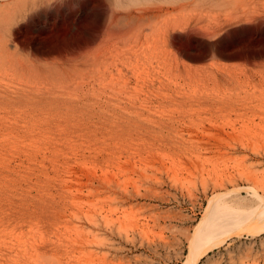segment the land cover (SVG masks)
<instances>
[{"label":"rangeland","instance_id":"1","mask_svg":"<svg viewBox=\"0 0 264 264\" xmlns=\"http://www.w3.org/2000/svg\"><path fill=\"white\" fill-rule=\"evenodd\" d=\"M263 145L264 0H0V264H181L213 194L260 209ZM248 228L196 264H264Z\"/></svg>","mask_w":264,"mask_h":264},{"label":"bare ground","instance_id":"2","mask_svg":"<svg viewBox=\"0 0 264 264\" xmlns=\"http://www.w3.org/2000/svg\"><path fill=\"white\" fill-rule=\"evenodd\" d=\"M194 1V0H193ZM10 3H12L11 1L9 2V3H3V4H1V6H3V8L4 9H6L7 7H9V5H11ZM103 3V2H102ZM2 8V7H1ZM103 11V10H102ZM136 11H137V9H136ZM149 14H151V13H149ZM157 14V13H156ZM158 15H159V13H158ZM102 16V15H101ZM149 16V15H148ZM107 17V16H106ZM119 17V16H118ZM145 17V16H144ZM123 18V17H122ZM148 18V17H147ZM117 19V18H116ZM149 19H150V16H149ZM66 20V19H65ZM122 20V19H121ZM130 20V19H129ZM151 20V19H150ZM114 21V20H113ZM112 21V22H113ZM117 21V20H116ZM63 22V21H62ZM73 22V21H72ZM107 22V21H106ZM111 22V23H112ZM140 22V21H139ZM120 23V22H119ZM132 23V22H131ZM142 23V22H141ZM149 23V22H148ZM113 24H115V23H112V25ZM124 24V23H123ZM128 24V23H127ZM60 25V24H59ZM119 25H121V24H119ZM103 26V25H102ZM109 27V26H108ZM117 28V27H116ZM119 28H121V27H119ZM123 28V27H122ZM146 28V27H145ZM98 29V28H97ZM102 29V28H101ZM55 30V29H54ZM64 30V29H63ZM116 30V29H115ZM119 30V29H118ZM109 31V30H108ZM113 31V30H112ZM111 32V31H110ZM115 32H119V31H115ZM114 32V33H115ZM208 32V31H207ZM93 36H95V35H93ZM125 36V35H124ZM52 39V38H51ZM97 39V38H96ZM89 41V40H88ZM206 44V43H205ZM53 45V44H52ZM210 45V44H209ZM49 46V45H48ZM108 46V45H107ZM156 52V51H155ZM108 53V52H107ZM154 53V52H153ZM214 53V52H213ZM211 54V53H210ZM215 54V53H214ZM261 54V53H260ZM261 56V55H260ZM176 57V56H175ZM214 58V57H213ZM237 58V57H236ZM246 60V59H245ZM114 62V61H113ZM142 69V68H141ZM84 82V81H83ZM147 87V86H146ZM150 88V87H149ZM79 93V92H78ZM126 108V107H125ZM146 115H147V113H146ZM35 117H37V116H35ZM132 120V119H131ZM130 120V121H131ZM103 122V121H102ZM103 125V124H102ZM189 129V128H188ZM184 131V130H183ZM2 132V131H1ZM80 134V133H79ZM195 134V133H194ZM193 134V135H194ZM198 134V133H197ZM10 135V134H9ZM235 135V134H234ZM211 136V135H210ZM215 136V135H214ZM217 136V135H216ZM195 137V136H194ZM220 137V136H219ZM218 137V138H219ZM222 137V136H221ZM5 138V137H4ZM209 138V137H208ZM201 139V138H200ZM214 139V138H213ZM203 141H205V140H203ZM218 141V140H217ZM217 141H215L216 142V144H217ZM208 142V141H207ZM213 142V141H212ZM221 144H222V142L221 141H219ZM224 143H226V142H224ZM222 144V145H225V144ZM228 143V142H227ZM230 143V142H229ZM261 143V142H260ZM232 144V143H231ZM230 144V145H231ZM245 144V143H244ZM249 144H251V143H249ZM262 144V143H261ZM212 145H213V143H212ZM246 145V144H245ZM244 145V146H245ZM105 146H106V144H105ZM228 146V145H227ZM249 146H251V145H249ZM264 146V145H263ZM67 147V146H66ZM217 147V146H216ZM225 147V146H224ZM240 147V146H239ZM247 147H248V145H247ZM209 148V147H208ZM211 148V147H210ZM244 148V147H243ZM254 148V147H253ZM16 149V148H15ZM215 149V148H214ZM230 149V148H229ZM231 149H233V148H231ZM230 149V150H231ZM236 149V148H235ZM256 149V148H255ZM255 149H252V146H251V150L250 151H252V150H255ZM9 150V149H8ZM229 150V151H230ZM257 150V149H256ZM254 151V152H258V151ZM112 150H110L109 149V147L107 146V147H103V148H101V147H99V146H97V147H95L94 148V152H95V155L99 158V159H101L102 161H105V163L106 164H108V163H110V161L111 162H113L114 161V158H112L111 159V154H113V152L114 153H116V151H112ZM224 151V150H223ZM259 151H260V149H259ZM93 152V151H92ZM119 152V151H118ZM216 152V151H215ZM222 152V151H221ZM226 152V151H225ZM262 152V151H261ZM214 153V152H213ZM259 153V152H258ZM263 153V152H262ZM261 154V153H260ZM256 155H258V154H256ZM112 156H115V154H113ZM119 156L120 155H118L117 157L119 158ZM153 157V156H152ZM219 157V156H218ZM263 158H264V156H263ZM3 159V158H2ZM218 159V158H217ZM129 160V159H128ZM159 160H161V159H159ZM132 161V160H131ZM196 161V160H195ZM260 161V160H259ZM258 161V162H259ZM160 162H163V161H160ZM190 162L191 161H189L188 163L190 164ZM199 162V161H198ZM257 162V161H256ZM131 163V162H130ZM154 163V162H153ZM157 163V162H156ZM197 163V162H196ZM260 163V162H259ZM8 164V163H7ZM54 164V163H53ZM125 164H126V162H125ZM138 164V163H137ZM192 164V163H191ZM121 165V164H120ZM134 165H130V167H133ZM143 166V165H142ZM160 166V165H159ZM263 166H264V164H263ZM148 167H150V166H148ZM192 167V166H191ZM191 167H190V169H191ZM48 168V167H47ZM143 169H144V166L142 167ZM159 168V167H158ZM187 168V167H186ZM78 169V168H77ZM139 169V168H138ZM189 169V170H190ZM192 169H193V167H192ZM74 170V169H73ZM76 170V169H75ZM97 170V169H96ZM110 170V169H109ZM108 170V171H109ZM125 170V169H124ZM77 171V170H76ZM81 171H83V170H81ZM92 171V170H91ZM100 171V170H99ZM141 171H142V169H141ZM161 171V170H160ZM165 171V170H164ZM73 172V171H72ZM78 172V171H77ZM84 172V171H83ZM135 172V171H134ZM79 173V172H78ZM85 173V176H86V178H87V181H83L84 183H83V186L82 187H86L88 190H87V195L89 196L88 198H87V200H89V202H93V203H98L99 201H100V199H101V197L102 198H107L108 199V195L107 194H110V195H120V198H119V200L120 199H123V201L124 202H122V203H124L125 204V201H126V199H135L134 198V196H132V195H129L126 199H124L125 197H123V195H121L122 193L124 194V192L125 191H127V186H125V187H123V188H121V185H120V183L121 182H118V179L116 178V175H114V174H108V173H105V174H97L96 172H90V171H87V172H84ZM146 174V172H143V176ZM73 174V173H72ZM71 174V175H72ZM81 173H79V175H80ZM83 174V173H82ZM82 174H81V176H82ZM158 174V173H157ZM186 174V173H185ZM205 174V173H204ZM151 175V174H150ZM227 175V174H226ZM84 176V175H83ZM84 176V177H85ZM142 176V177H143ZM152 176V175H151ZM158 176V175H157ZM173 176V175H172ZM190 176H191V173H190ZM201 176V175H200ZM234 176V175H233ZM73 177H74V175H73ZM76 177V176H75ZM149 177V176H148ZM147 177V178H148ZM159 177V176H158ZM170 177H171V175L169 176V179H170ZM197 177V176H196ZM228 177V176H227ZM81 178H83V177H81ZM85 178V179H86ZM157 178V177H156ZM167 178V177H166ZM241 178V177H240ZM247 178V177H246ZM171 179H175L174 177H172ZM193 179V178H192ZM205 179V178H204ZM77 180H78V178H77ZM95 180H98V182L96 183L95 182ZM145 180V179H144ZM153 180H154V182L155 183H160L162 180H160L159 182H157L158 180H159V178L158 179H156L157 181H155V179L153 178ZM176 180V179H175ZM174 180V182H176ZM228 182H232L233 181V177L231 176V179L230 178H227L226 179ZM225 180V181H226ZM246 180V179H245ZM120 181V180H119ZM152 181V180H151ZM182 181H183V179H182ZM193 181V180H192ZM192 181H190L191 183H192ZM226 181V182H227ZM234 181H236V178H235V180ZM82 182V181H81ZM141 182V181H140ZM148 182V181H147ZM173 181L171 180V182L170 183H172ZM173 182V184H175ZM180 182V181H179ZM212 182V181H211ZM216 182V181H215ZM226 182H218V183H216L215 185L213 184L212 186H211V189H213V191L214 190H216L217 188L218 189H220V190H223V189H227L226 187H223V186H225L226 185ZM227 182V183H228ZM238 182V181H237ZM201 183H203V182H201ZM214 183V182H213ZM233 183V182H232ZM13 184V183H12ZM75 184V183H74ZM73 184V185H74ZM78 184H80V183H78ZM77 183H76V185H78ZM136 184V183H135ZM151 184V183H150ZM204 184H205V181H204ZM237 184V183H236ZM137 185H139V184H137ZM141 185V184H140ZM194 185V184H193ZM231 185H233V184H231ZM257 185V184H256ZM259 185V184H258ZM72 186V185H71ZM145 186V185H144ZM150 186V185H149ZM173 186V185H172ZM189 186V185H188ZM201 186V185H200ZM203 186V185H202ZM235 186V185H234ZM84 187V188H85ZM129 187V186H128ZM146 187V186H145ZM151 187H153V186H151ZM157 187V186H156ZM174 187H175V185H174ZM257 187V186H256ZM180 188V187H179ZM258 188H259V186H258ZM257 188V189H258ZM74 189V188H73ZM78 189H79V187H78ZM137 189V188H136ZM182 189V188H181ZM180 189V190H181ZM187 190H189L188 188H186ZM245 189V188H244ZM80 190V189H79ZM82 190V189H81ZM159 190V189H158ZM161 190V189H160ZM159 190V191H160ZM202 192H203V190L202 189H200ZM206 190V189H205ZM260 190H262V189H260ZM135 191V190H134ZM210 191V190H209ZM212 191V192H213ZM219 191V190H218ZM133 192V191H132ZM136 192L138 193V195L136 194ZM143 192V191H142ZM145 192V191H144ZM151 192V191H150ZM149 192V193H150ZM161 192V191H160ZM159 192V193H160ZM206 192V191H205ZM256 192V191H255ZM254 192V193H255ZM137 196H139L140 194V192L137 190V191H135L134 192ZM229 193V192H228ZM227 193V194H228ZM129 194V193H128ZM134 194V195H135ZM143 194V193H142ZM162 194V193H161ZM192 194V192L190 193V195ZM226 194V195H227ZM232 194V193H231ZM260 194V193H259ZM144 195V194H143ZM205 195V194H204ZM222 195V194H221ZM221 195L220 196H218V198H217V200H215L214 201V197L216 196L215 194H213L210 198H209V204L207 205V208H206V210H205V213L203 214V216L201 217V219L195 224V226L192 228L193 229V231L191 232V233H189V235H187V241H188V253L187 254H185L186 256H185V259H184V261L183 262H181V264H196L199 260H200V258L201 257H203V256H205L206 254H208V252L209 251H211V250H213L214 248H216V247H218V246H220V245H222V244H226L227 242H228V240L230 239V238H232V237H234L235 235H237V234H240L241 233V231L243 232V228H246V227H249L248 229H247V231H251L252 233H254V232H258L259 231V229H264V199L261 197V196H256L257 197V199L258 200H260V202H261V206H260V209H258L256 212H255V210H253V211H251V212H248V213H246L245 211H242V209L241 210H239L238 208L237 209H234V208H232V207H229V205L228 204H226V202H225V204H221L219 201V197H221ZM224 195H225V193H224ZM224 195H223V197H224ZM229 195V194H228ZM255 195V194H254ZM126 196V195H125ZM156 196V195H155ZM162 196V195H161ZM160 196V197H161ZM238 196V195H237ZM86 197V196H85ZM112 197V196H111ZM111 197H110V200H111ZM116 197V196H115ZM118 197V196H117ZM141 197V196H140ZM145 197H146V195H145ZM159 197V199L161 200V198ZM163 197V196H162ZM165 197V196H164ZM173 197V196H172ZM206 197V196H205ZM209 197V196H208ZM239 197V196H238ZM238 197H236V199L238 198ZM155 198V197H154ZM234 198V197H233ZM238 200V199H237ZM120 201H122V200H120ZM243 202H245V201H243ZM93 203H91V204H93ZM259 203V202H258ZM137 204H139V203H137ZM150 204V203H149ZM148 204V205H149ZM248 204V203H247ZM152 205V204H151ZM233 205V204H232ZM31 206V205H30ZM116 206V205H115ZM127 207H128V205H126ZM126 206H124V207H126ZM130 206H131V204H130ZM136 206V205H135ZM150 206V205H149ZM16 207V206H15ZM28 207V206H27ZM42 207L43 206H38V208H41V210H42ZM96 206H94V208H95ZM162 207V206H161ZM244 207V206H243ZM254 207V206H253ZM111 208V207H110ZM236 208V207H235ZM29 209V208H28ZM99 209H100V207H99ZM116 209V208H115ZM129 209V208H128ZM142 209V208H141ZM159 209V208H158ZM32 210V209H31ZM88 210V209H87ZM103 210V209H102ZM137 210V209H136ZM26 211H30V210H26ZM32 211H35V210H32ZM31 211V212H32ZM119 211V210H118ZM166 211V210H165ZM16 212H20V214H25V212L24 211H20V210H16ZM23 212V213H22ZM90 212V211H89ZM89 212H88V214L87 213H84L85 214V216H86V218H88V219H90V222H92V224H94L95 225V227L97 228L98 226H100L99 224L100 223H95L94 221L96 220L94 217H95V215H98L97 213H98V211H97V213H94V212H92L91 214H89ZM101 212L99 211V214H100ZM121 213V212H120ZM29 214H31L30 212H29ZM34 214V213H33ZM147 214V213H146ZM165 214V213H164ZM172 214V213H171ZM177 214V213H176ZM35 215V214H34ZM73 215V214H72ZM101 215H103V213H101ZM141 215V214H140ZM139 215V216H140ZM169 215V214H168ZM180 215V214H179ZM55 216V215H54ZM54 216H52V217H54ZM61 216V215H60ZM78 216V215H77ZM99 216V215H98ZM107 216V215H106ZM110 216V215H109ZM108 216V217H109ZM142 216V215H141ZM164 216V215H163ZM170 216V215H169ZM45 217V216H44ZM75 217V216H74ZM119 217V216H118ZM145 217V216H144ZM186 217V216H185ZM23 218V216H20L19 217V220H17V223H21L20 222V220ZM47 218V217H46ZM49 218V217H48ZM167 218V217H166ZM50 219V218H49ZM48 219V220H49ZM54 218H52V219H50V220H53ZM84 219V218H83ZM258 220L259 221V223H255V222H253V220ZM40 221V220H39ZM119 221V220H118ZM152 221V220H151ZM34 222V221H33ZM44 222H46V221H44ZM53 222V221H52ZM81 222V221H80ZM84 222V221H83ZM102 222V221H101ZM104 222V221H103ZM102 222V223H103ZM107 222H109V220L107 221ZM252 223H253V225H252ZM85 224H86V222H85ZM116 224V223H115ZM119 224V223H118ZM134 224V223H133ZM136 224V223H135ZM87 225H89V224H87ZM102 225V224H101ZM106 225H108L107 223H106ZM252 225V226H251ZM103 226V225H102ZM116 226V225H115ZM94 227V228H95ZM104 227V226H103ZM108 227V226H107ZM110 227H111V224H110ZM136 227H138V225L136 226ZM135 227V228H136ZM151 227H153V226H151ZM61 228V227H60ZM90 228H92V226L90 227ZM121 228H122V226H121ZM133 228V227H132ZM141 229V228H140ZM140 229H138L139 231H140ZM145 229V228H144ZM86 230V229H85ZM91 230V229H90ZM89 230V231H90ZM116 230V229H115ZM122 230V229H121ZM120 230V231H121ZM124 230H126V228L124 229ZM137 230V229H136ZM153 230V229H152ZM100 231V230H99ZM120 231H118V232H120ZM143 231V230H142ZM153 231H155V230H153ZM185 231V230H184ZM87 232H88V230H87ZM94 232V231H93ZM95 232H97L96 230H95ZM127 232V231H126ZM130 232V231H129ZM144 232V231H143ZM140 233V232H139ZM142 233V232H141ZM155 233V232H154ZM157 233V232H156ZM183 233V232H182ZM246 233V232H245ZM252 233H250V234H252ZM94 234V233H93ZM123 234V233H122ZM258 234V233H257ZM89 235H90V233H89ZM120 235V234H119ZM145 235H147V233L145 234ZM254 235V234H253ZM95 236V235H94ZM116 236V235H115ZM91 237V236H90ZM93 237V236H92ZM124 237V236H123ZM145 238V237H144ZM99 238H97V240H98ZM149 239V238H148ZM160 239V238H159ZM164 239V238H163ZM158 240V239H157ZM160 240H162V239H160ZM167 240V239H166ZM108 241H110V240H108ZM107 241V242H108ZM140 241V240H139ZM97 242V241H96ZM122 242V241H121ZM83 243V242H82ZM101 243V242H100ZM45 244V243H44ZM47 244V243H46ZM97 244H99V243H97ZM115 244V243H114ZM104 244H102V246H103ZM41 246V245H40ZM47 246H48V244H47ZM88 246V245H87ZM93 246V245H92ZM113 247H114V245H112ZM52 247V246H51ZM116 247V246H115ZM42 248V247H41ZM49 248V247H48ZM47 248V249H48ZM53 248V247H52ZM51 248V249H52ZM120 248V246L118 247V249ZM247 248V247H246ZM46 249V250H47ZM48 251H50L49 249H48ZM52 251H53V249H52ZM90 254V253H89ZM98 254V253H97ZM107 254V253H106ZM113 254V253H112ZM42 255V254H41ZM103 255V254H102ZM174 255V254H173ZM87 256V255H86ZM100 256V255H99ZM145 256V255H144ZM48 257V256H47ZM105 257V256H104ZM110 257V256H109ZM89 258V257H88ZM92 258V257H91ZM52 259V258H51ZM104 259V258H103ZM127 259V258H126ZM37 260V259H36ZM44 260V259H43ZM81 260V259H80ZM52 261H54V259H52ZM57 261V260H56ZM90 261V260H89ZM106 261H107V259H106ZM113 261V260H112ZM119 261V260H118ZM117 261V262H118ZM111 262V261H110ZM124 262V261H123ZM113 263V262H112ZM116 263V262H115ZM124 264V263H123ZM239 264V263H238ZM242 264V263H241Z\"/></svg>","mask_w":264,"mask_h":264}]
</instances>
